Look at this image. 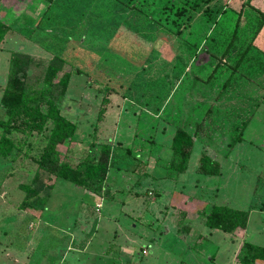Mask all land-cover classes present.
<instances>
[{"label": "rangeland", "instance_id": "obj_1", "mask_svg": "<svg viewBox=\"0 0 264 264\" xmlns=\"http://www.w3.org/2000/svg\"><path fill=\"white\" fill-rule=\"evenodd\" d=\"M256 2L263 8L261 0ZM181 8L185 12L179 16ZM255 9L237 0H5L1 14L11 31L0 44V98L11 52L39 60L29 70L31 82L54 56L63 58L72 76L60 111L76 130L59 150L79 165L96 163L103 145L110 146L107 177L117 182H92L91 190H99L93 194L40 169L37 159L52 120L40 133L9 134L13 149L0 154V264H130L132 256L149 264H177L171 208L179 206L187 211L177 212L181 232L188 224L193 238L212 231L215 247L204 245L212 248L205 264H212L217 246L223 251L217 261L229 264L241 235L230 236L233 242L225 245L230 240L225 232L199 224L201 215L194 214L202 203L205 211L212 205L250 210L264 204V102L246 136L253 143L240 155L223 156L242 134L250 109L264 100L262 50L254 46L264 20ZM203 42L208 45L200 48ZM172 107L192 110L186 126L207 144L215 141L211 146L218 149L221 174L197 171L196 143L184 173L168 183L158 180L172 178L175 156L160 149L152 158L148 147L170 122ZM6 118L0 107V119ZM120 119L123 127L104 126L103 120L119 124ZM155 165L162 170L154 171ZM36 172L51 186L39 194L46 200L42 209L34 201L33 207L22 206V185ZM154 172L158 181L151 178ZM193 197L201 202L189 204ZM262 218L264 211L252 212L250 227ZM254 238L251 234L248 240ZM85 243L87 249L80 251Z\"/></svg>", "mask_w": 264, "mask_h": 264}, {"label": "trees", "instance_id": "obj_2", "mask_svg": "<svg viewBox=\"0 0 264 264\" xmlns=\"http://www.w3.org/2000/svg\"><path fill=\"white\" fill-rule=\"evenodd\" d=\"M43 1L48 4L54 2V0ZM4 3L5 0H0V44L7 33L11 31L10 24L4 20L1 14ZM255 10L264 20V13L258 9ZM184 12L185 10L181 8L176 11V14L181 16ZM39 64L38 59L27 53L21 51L10 53L9 72L0 98V107L3 108L7 117L0 119V128H2L0 154L5 156L13 149L14 143L9 134L13 132L24 135L40 133L44 130L46 123L52 120L53 127L48 136V143L37 159L38 167L57 179H65L74 185L90 190L93 194L99 192L98 189L91 190L95 188H91V186H95L91 183H100L106 180L111 147L103 145L101 156L96 163L83 162L79 165H72L68 162L59 150V145L72 140L76 124L61 114L60 107L72 72L64 70L66 62L63 58L54 56L42 68L37 79L31 82L29 70L32 67H38ZM75 73H79V71ZM57 76L59 77L57 78ZM41 83L45 84V87H41L39 85ZM246 124L243 123L241 132H243ZM239 140H241V135L234 140V143ZM192 146L193 137L184 129L177 128L171 142L175 161L170 164L177 173L186 171ZM198 170L205 175H218L220 164L209 156L203 155ZM47 187L41 173L36 172L29 184L22 185L25 192L22 206L33 207L32 202L34 201L40 209L44 208L46 200L39 194ZM189 201V204L194 203V201L201 202L194 197ZM201 207L195 211V216L201 215L207 227L228 233H233L237 229H244L250 212V210H241L227 205H212L207 211H205L206 206L203 203ZM188 228L186 226L185 230ZM237 259L241 264H255L257 260L264 261V247L243 241Z\"/></svg>", "mask_w": 264, "mask_h": 264}, {"label": "crops", "instance_id": "obj_3", "mask_svg": "<svg viewBox=\"0 0 264 264\" xmlns=\"http://www.w3.org/2000/svg\"><path fill=\"white\" fill-rule=\"evenodd\" d=\"M232 1H235V0H232ZM237 1L239 3L240 2H244V1H248L250 5L254 6L256 9H258L259 11L264 13V0H261V2H260L263 5V8H260L259 6L256 5V3H257L256 0H237ZM207 45H208V43L203 42V43L200 44V48L207 47ZM254 46H256L257 48L262 50L260 56H261V60L263 59V62H264V25H263V27L261 29L260 36L255 39ZM262 102H264V100L260 101V102H256V105H254V107L252 109H250V113H251L250 114V118H249V120L247 122H245L247 124H246V126H245V128H244V130H243V132L241 134V140L237 141L236 143L233 142L234 143L233 146L230 147V151L226 152V154L223 155L224 157L229 156L234 151L237 152L238 155H240L241 152L244 150L245 144H252L253 143V140L251 138H249V140L247 141L246 136H247V133L249 132L253 122L257 118L258 109L263 104ZM230 106H232V105H229L227 107L223 106V109H225V108L229 109ZM208 110H209V108H207L205 111L208 112ZM236 110L239 111V109H236ZM199 111L201 112V110H199ZM171 112L172 113H171L170 122L169 123H167V122L163 123V125L161 127V132L158 133L157 136H156V141L154 143H152L151 145L149 144V147H148L149 156L151 155L152 158H153L154 156H156L155 154L158 151H160V149H165L167 154L172 156L173 155V152H172V149H171L172 138H173V136L175 134L176 129L177 128H182L186 132H188L194 139L193 146H192V149H191V154H190V157H189V160H188V164H187V169H188L189 164H190V159H192L193 151H194V147H195L196 143H198L200 145V153L196 154V157H195V160L197 159L196 168H197L198 172H199L198 167H199L200 159H201V157L203 155L209 156L213 160H216L217 162H219L217 160L219 158L218 155H217L218 149L215 150V148H212V146H211V145L214 144L215 141L214 140L210 141V142H208L209 144H207L206 140H205V138L203 136H198V137L194 136V134H193L194 132H192L190 130V126L189 125L186 126V122H187L186 120H188L189 114L192 113V110H186L184 107H180V109H176V108L172 107L171 108ZM151 119L153 120L151 122L156 125V120L154 119V117L151 118ZM151 119L149 117V120H151ZM118 122H119V124H111L110 120H105V122L103 120V123H105L104 124L105 127H115V126L116 127L117 126L123 127L124 123H121V119L119 121H117V123ZM164 127H166L165 134L162 133V130H164ZM198 128H201V126L200 127L198 126ZM153 130H154V128H153ZM162 140H165V142H163ZM166 158L168 159V158H170V156H168ZM158 168L161 169L160 167H156V165L154 167H152V169L154 171L157 170ZM164 170H165V168H164ZM110 174H111V170H110L108 176H110ZM176 174H181V173H177L175 171V173L171 175L172 178H163V179H158V180H160V181H162L164 183H166V182L168 183V181H170V180L173 181L174 177L177 178ZM219 174H221V165H220V173ZM218 175H207V176L216 177ZM154 176H156V172H154V174H153V176L151 178H153L152 179L153 181H158L157 179L154 178ZM110 178H111V180H110ZM113 178L114 177H107L106 181H108V180L109 181H113L112 180ZM122 179H123V177L119 176L118 177V183L119 182L122 183ZM116 182H117L116 180L113 181V183H116ZM130 193H132V191ZM132 194H134L133 197H135L136 192H133ZM194 198H196V197H194ZM179 207H182V206H179ZM179 207L177 209H176V207H172L173 209L171 208V210H174L173 216H172V220H171L172 224H174V230H175V227H176V233H173L171 235V236H173L172 237L173 238L172 239L173 240V244H171V246H176L177 249H178V253L180 255V260H179V262L177 264H195V263H198V262L201 263L200 260H202V262L205 264V262H204L205 261V257H206L205 254H206V252L208 250H212V248L208 249L204 245L209 243L210 245L214 246V243H213V241L211 239L212 238L211 237L212 231H207L208 232L207 235L206 234H202V233H198L197 235H195V238H193L192 237L193 226L191 224H188L189 228L186 231L181 232V230H180L181 227L179 226V224L177 222V212L181 211V210L183 212V211H185V209L183 210V209H181ZM87 209H88V207H87ZM147 211L150 212V210L148 208H147ZM257 211H261V212L264 211V204H261L260 207H252L250 209L249 217H248V220H247V223H246V226H245L244 229H237L233 233L225 232L223 234V236H225L226 238H230L229 241L225 242V245H227L230 241L233 242V238L230 237V236H236V234L237 235H241L239 237V239L237 240L236 246H234L232 248L231 257L228 256V260L230 261L229 264H241V263H239V261L237 259V256L239 255L240 247H241V244H242L243 241H246V242H249V243L264 247V219L262 218V221L260 223L255 224L253 226V228L250 227V223H249L250 215L252 214V212H257ZM185 212H187V211H185ZM114 219H116V218H114ZM101 220H103L102 216L99 218V222ZM85 222H88V218L85 219ZM199 222H200L199 224H202L203 226L207 227L204 224V218L202 216L199 218ZM177 224H178V226H177ZM207 228H209V227H207ZM209 229L210 230H214V231L218 230V229H212V228H209ZM180 232H181V234H179ZM184 233H186V234L184 235ZM251 234L255 235V238H254L255 240L254 241L248 240L249 236ZM204 241L205 242L207 241V242L205 243ZM88 244L89 243H87V244L85 243L84 247L82 249H80V251H85L87 249V245ZM219 247L220 246H217L216 248H214L213 252L211 253L210 259L212 261L211 262L212 264H218L219 263L217 261V257L220 256L219 253H223L222 249H220ZM184 254L185 255L189 254L192 257L191 260L188 259L187 261H185V259H182V257H183L182 255H184ZM130 255H133L132 252H130ZM133 259H134V256H132V260H128V261H126V263H130V264H149V263L143 262L142 260L141 261L140 260L136 261V260H133ZM255 264H264V261L257 260L255 262Z\"/></svg>", "mask_w": 264, "mask_h": 264}]
</instances>
